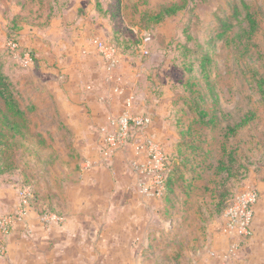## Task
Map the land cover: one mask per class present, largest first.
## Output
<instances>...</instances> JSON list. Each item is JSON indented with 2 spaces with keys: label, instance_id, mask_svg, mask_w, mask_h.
I'll list each match as a JSON object with an SVG mask.
<instances>
[{
  "label": "rangeland",
  "instance_id": "obj_1",
  "mask_svg": "<svg viewBox=\"0 0 264 264\" xmlns=\"http://www.w3.org/2000/svg\"><path fill=\"white\" fill-rule=\"evenodd\" d=\"M167 8L176 13L158 22ZM250 14L257 22L251 37ZM82 24L93 25L92 34L83 32L86 43L115 46L127 66H138L152 89L169 96L167 131L177 134L179 145L170 154L176 158L172 190L160 194L168 211L183 217L184 232L224 228L227 197L234 203L264 182V98L256 85L264 77V0H0V71L13 80L23 108H30L32 126L15 136L10 126L25 123L0 99L6 144L0 145V193L18 196L30 188L31 203L50 216L56 214L48 204L57 209L67 195L62 183L76 182L72 132L49 86L50 78L62 83L54 71L61 65L60 42Z\"/></svg>",
  "mask_w": 264,
  "mask_h": 264
},
{
  "label": "crops",
  "instance_id": "obj_2",
  "mask_svg": "<svg viewBox=\"0 0 264 264\" xmlns=\"http://www.w3.org/2000/svg\"><path fill=\"white\" fill-rule=\"evenodd\" d=\"M73 27L71 38L60 42L61 65L54 70L62 83L50 78L49 89L72 132L79 174L76 182L62 183V205L48 204L56 215H42L43 206L33 202L21 221L0 234V250H6L0 264H264V182L254 183L259 199L252 233L237 250V240L221 224L184 232L183 217L168 211L160 198L164 188L160 196L147 173L149 143L166 156L177 148V134L167 131L169 96L152 89L125 57L113 50L98 54L97 40L86 43L83 32L92 34L93 25ZM129 110L146 114L150 124L122 152L109 154L103 137ZM9 195L0 193V217L18 205L19 194Z\"/></svg>",
  "mask_w": 264,
  "mask_h": 264
},
{
  "label": "built area",
  "instance_id": "obj_3",
  "mask_svg": "<svg viewBox=\"0 0 264 264\" xmlns=\"http://www.w3.org/2000/svg\"><path fill=\"white\" fill-rule=\"evenodd\" d=\"M96 49L106 54L112 51L106 43L101 40L95 42ZM142 54H148L143 47ZM150 124V119L146 114L134 113L131 110L125 112L117 119V125L113 132L104 135V149L109 154L122 152L137 134L143 133ZM150 165L147 169L152 186L157 193L163 191V173L167 165L166 155L163 154L161 146L156 143L148 144ZM33 192L30 188H23L19 192V202L15 209L5 216L0 217V231L8 233L14 225L21 221L30 208ZM259 199V192L256 188L246 189L240 193L234 203L230 202L228 208L222 215L225 232L235 238V249L245 241L252 233V223L254 217V206Z\"/></svg>",
  "mask_w": 264,
  "mask_h": 264
},
{
  "label": "trees",
  "instance_id": "obj_4",
  "mask_svg": "<svg viewBox=\"0 0 264 264\" xmlns=\"http://www.w3.org/2000/svg\"><path fill=\"white\" fill-rule=\"evenodd\" d=\"M174 13H176L175 8H167L161 14H159L156 17V20L158 22H160L165 16H171ZM247 17L249 20V30L247 31V34L249 35V37H251L253 35V33L256 32L257 22L251 14L247 15ZM107 45L109 47H112L113 49H115V46H112L110 43H107ZM25 53H27V54L29 53L28 55L32 59H35V56L31 51L25 52ZM256 85H257L258 91L262 94V96L264 98V77L257 79ZM15 87L16 86H15V84H13V80H11L7 75H5L4 73H2L0 71V99L4 102L6 108L9 111L14 113L15 117L18 120L25 123L22 126H20V122L15 121V124L13 126H10V128L15 132V136H17V135L24 134L25 133L24 130L30 131L32 126H31V124H30L31 122L29 120V113L31 112L30 108H28V107L23 108V106L20 102V99H19V91L15 90ZM34 113H37L36 107H35ZM248 121H249V119H246L240 125L244 126L245 123H247ZM238 127H240V126L229 128L230 133L231 134L236 133V130ZM3 131H4L3 128H0V145L4 147V146H6V144L3 141V138L5 137V134ZM226 139H228V137H226ZM177 145H179V144H177ZM7 146L9 147L8 144H7ZM166 159H167V162L168 161L170 162V164L167 163L165 171L163 173V186L165 188V190H164L165 193L168 194L171 192L172 187H173L172 185L174 184L173 178H172L173 176L171 175V173H172L171 165L175 162L176 158H175V156L172 157L170 155V156H166ZM231 199L232 198L230 196H228L227 199L225 200L221 216L224 214L225 210L228 208V206L231 202Z\"/></svg>",
  "mask_w": 264,
  "mask_h": 264
}]
</instances>
